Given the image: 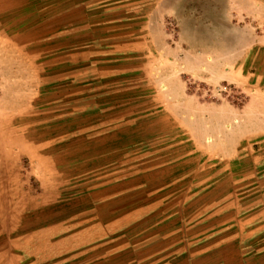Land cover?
Instances as JSON below:
<instances>
[{
    "label": "rangeland",
    "instance_id": "obj_1",
    "mask_svg": "<svg viewBox=\"0 0 264 264\" xmlns=\"http://www.w3.org/2000/svg\"><path fill=\"white\" fill-rule=\"evenodd\" d=\"M158 1L0 0V264H264L261 0Z\"/></svg>",
    "mask_w": 264,
    "mask_h": 264
},
{
    "label": "crops",
    "instance_id": "obj_2",
    "mask_svg": "<svg viewBox=\"0 0 264 264\" xmlns=\"http://www.w3.org/2000/svg\"><path fill=\"white\" fill-rule=\"evenodd\" d=\"M238 1V0H237ZM243 1V0H242ZM171 2V0H159L152 8V14L150 15V22L152 21V19L155 20V17H157L158 12L162 13H167L169 15H177L179 21L181 22L183 19L181 17L180 12H178V9H173L170 7V9L168 8V3ZM241 2V1H238ZM187 10L190 11V19L191 21L194 22L195 25L198 26H202L205 25L206 22H216L217 25H221L222 21L227 18V13L223 14L222 11V6H221V1H217L214 3V5L211 6V4H207L206 0H198V2L195 4V2L193 0H191V2H187ZM261 6L262 8H264V0H261ZM177 12V13H175ZM136 19V18H135ZM262 21L264 22V17L261 18ZM148 20V21H149ZM155 22V21H154ZM138 25L141 26V22L138 23ZM140 35V34H139ZM149 35H144V37L147 39ZM151 37V41L152 43H154L156 40L153 38V35L150 34ZM141 40H140V44L143 43V36H140ZM149 38V37H148ZM144 39L146 42L148 41V39L146 40ZM150 42V41H149ZM154 50V49H153ZM253 135V137L255 136V134H251ZM264 136V133L261 134Z\"/></svg>",
    "mask_w": 264,
    "mask_h": 264
}]
</instances>
